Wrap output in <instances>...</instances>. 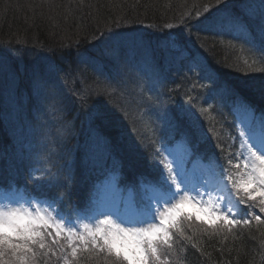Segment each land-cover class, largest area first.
<instances>
[{
    "label": "snow or ice",
    "instance_id": "1",
    "mask_svg": "<svg viewBox=\"0 0 264 264\" xmlns=\"http://www.w3.org/2000/svg\"><path fill=\"white\" fill-rule=\"evenodd\" d=\"M221 4L224 7H219ZM204 13L188 16V20H195L191 28L242 39L248 51L264 63V0L258 6L248 0H216V10L205 7ZM172 36L177 41L172 49L164 50V58H180L187 48L186 43H180V34L153 37L137 30L109 29L107 34L99 30V35L92 37L97 42L91 50L77 48L75 53L69 51L59 59L45 57L30 66L26 61L29 53L21 48L0 50V75L7 71L15 86L19 71L30 102L48 104L61 117L62 136L65 132L70 136L77 126L83 130L79 150L74 152L64 144L66 155L59 157L63 164L49 161L51 168L35 169L30 158H21L10 169L8 186L0 199V264H38L41 258L57 256L56 250L64 253V264L78 262V252L102 259L104 264H171L177 239L185 236L186 224L194 223L200 233L224 239L234 229L250 226L253 219L256 224H264V116L257 119L253 114L239 121L233 139L238 151L228 157L226 169L220 163L222 155L214 150L218 148L222 154L225 145L211 143L202 125H198L199 118L191 119L190 107L156 105L141 116H147L150 123L152 117L161 122L164 141L170 133H178L176 143L186 149L182 153L171 141L159 147L153 142L146 148L145 137L126 136L120 124L121 117L128 119L123 105L112 104L110 108L103 101L89 104L92 95L111 102L119 66L146 51L160 50V42ZM153 39L157 42L155 48ZM67 63L87 64L112 83L65 93L59 85ZM199 70L210 71L206 67ZM222 87L240 101L244 99L241 88L257 87L264 96V82L253 85L245 81ZM210 111V107L200 108L202 114ZM193 155L207 162V176L187 166L188 157ZM117 163L130 198L118 183L110 180L104 185L93 179L97 171L105 178H114ZM19 179L24 182L23 194L18 186L14 187ZM81 189L86 194L73 203L74 191ZM189 207L191 210L186 211ZM74 212L83 215L74 218Z\"/></svg>",
    "mask_w": 264,
    "mask_h": 264
},
{
    "label": "trees",
    "instance_id": "2",
    "mask_svg": "<svg viewBox=\"0 0 264 264\" xmlns=\"http://www.w3.org/2000/svg\"><path fill=\"white\" fill-rule=\"evenodd\" d=\"M163 1L138 0L139 3H144L140 7L136 3V0H0V50H7L9 48H21L23 50V46L25 45L45 44L52 50V58L59 59L60 52L65 49L73 53L76 52L77 48L81 51L91 50L92 45L97 41H94L92 38H86L82 35V32H84V29H87L88 32L92 29L98 35L99 30H103L102 27H104L98 24L100 19L108 24L109 28L106 30L115 27L124 28L125 23L131 21L132 23L139 24L137 26L139 33L151 34L153 37H162L160 34L167 32L170 28L166 26L171 24V28H176V33L182 37L188 33L191 38H195L204 46L209 53V59L212 61L211 64L215 66V71L221 77L235 80V76L232 74L234 72L232 68H235L249 74L248 82L253 85H259L261 82H264V63L260 62L255 54L248 51L241 39H230V37L225 35L217 34L204 36L199 34L196 29L190 27L191 24H195V20H188V16H195L198 11L207 14L204 13L205 7L210 11H215L216 0ZM250 1L254 2L256 0ZM257 1L260 3V0ZM55 2L63 11L69 14V21L61 16H55L59 12V10H54L56 6ZM145 5H150V7L158 10L153 13L149 9L147 10L148 14L143 10L140 11V8L142 9ZM219 7L222 8L224 5L221 4ZM45 10L46 15H50L54 19V33L57 34L59 31H64L62 36H59L64 41V46H60L55 42L46 44L29 30L36 24L34 23V19L43 16ZM74 17L76 22L79 23L78 26H74L72 22ZM182 17L184 18V22H181ZM25 22H27L28 27L25 26ZM67 32L70 35L64 39V35ZM155 41V39L152 40L154 48L156 47L153 44ZM93 54L95 55V53ZM151 54L152 51L148 54V57L144 55L137 56L136 58L142 59L139 64H135L133 58H129V60L119 66L118 80L116 84L112 85L116 87V93L111 102L105 97L98 95H92L89 99V104L103 101L110 108L112 104L123 105L128 112L127 121L129 124L128 129L123 127L125 135L145 137L143 143L146 148L153 142H157L155 144L157 147L161 143H168V141H171L175 145L177 140L173 139V137L176 138V135L173 133L171 134V138H168V141L162 140L156 131L154 135L153 130L148 126L147 122H149V118L147 116L141 118L143 113L149 112L147 108L149 93L156 80L163 79V84L167 86L165 83L166 73H163L156 63H152L155 59ZM42 59V55L36 54L32 56L33 61L31 63ZM27 65L29 66V64ZM64 66L66 72L61 73L59 86L65 87V93H68L72 89L80 91L82 89L108 87L112 83L87 64L67 63ZM22 80L25 83L23 78ZM4 81L5 76L0 75V83ZM182 88V85L178 87V89ZM248 92H243L247 96L246 99L253 103L252 106L256 113L264 116V100L255 93L249 90ZM189 93L186 98L187 103L190 97ZM26 95L29 96L28 91ZM202 98L204 99V97ZM199 103L201 107L211 108L210 113L203 114L204 127L208 135L214 139V145H225V154H230L226 155L228 158L232 155L231 138L233 137L235 128L234 117L229 113L216 111L217 108L209 103L202 101ZM22 106L23 109L28 110L27 115L22 116L18 113L6 118L8 123L7 128L11 133L23 137L28 133L31 139H34L40 146H56L60 154L64 155H66L67 151L64 147L65 143L67 144V148L74 152L80 149L83 137H81L79 126L75 135L69 136L67 134L66 137L69 138L64 139L54 131L42 130L48 127L51 122V119L45 113L44 119L36 120L39 123L37 127L32 125L27 128V122H34V119L29 109L30 106L25 100H22ZM112 110L116 115L121 116V113L115 108H112ZM198 118L200 119L201 117L198 116ZM121 120L126 121L122 117ZM151 125L155 128L152 118ZM39 134H45V141L39 138ZM2 143L0 139V144ZM201 147L203 149L204 145ZM214 150H217V148ZM223 157L224 155H222ZM28 158L30 157L24 159L28 160ZM49 160L50 158H47L40 162L30 158L29 162L34 165L35 169H39L41 166L48 169L51 168ZM19 163L11 165L8 161L0 160V181H2L0 188L6 189L8 186V179L3 177L2 169L4 168L9 171L11 166L14 168ZM117 169H119L118 163L116 165ZM102 175L103 173L99 172L98 176L95 174L93 179L100 180ZM23 183V180L19 179L17 185L14 187L18 186L19 190H22L24 188ZM31 187L32 185L29 182L28 188L31 189ZM81 194L79 192L75 195L78 199H81ZM262 219H264V216ZM185 232H191L194 241L181 245L179 258L183 264H264V224H256L254 219L250 226H241L234 229L227 239H224L222 236L209 237L204 235L198 231L197 225L194 223L186 224Z\"/></svg>",
    "mask_w": 264,
    "mask_h": 264
},
{
    "label": "bare ground",
    "instance_id": "3",
    "mask_svg": "<svg viewBox=\"0 0 264 264\" xmlns=\"http://www.w3.org/2000/svg\"><path fill=\"white\" fill-rule=\"evenodd\" d=\"M60 1V0H57ZM162 2H164L162 0ZM136 3L138 4V6L141 7L142 4L144 3H139L138 0H136ZM56 6L54 10H59V12L55 15L56 17H63L64 19H66L67 21H69V14L66 13L65 11L62 10V8L55 2ZM153 7H150V5H145L142 9L140 8V11H144L145 13H147V10H152L153 13L155 11H157L158 9H155ZM53 11V10H50ZM49 11V12H50ZM45 13H43V16H40L39 18L37 17L36 19H34V23H36L35 25H33L31 27V32L34 33L36 36H38L44 43L49 44L51 42H55L60 46H64V41L59 37L62 36V33L64 31H59L57 34L54 33V19L52 18V16L50 15H46V10L44 11ZM48 12V11H47ZM148 14V13H147ZM36 20V21H35ZM73 24L74 26H78L79 23L76 22L75 17L73 18ZM33 23V24H34ZM26 27H28L27 22L24 23ZM99 25H102L104 27L103 30H106L109 28L108 24L103 20H99ZM139 24L136 23H132L131 21H128L125 23L124 28H120V27H115L113 29H111L112 31H132V30H137V26ZM129 27H133L130 28ZM135 27V28H134ZM64 30V29H61ZM108 30L105 31V34H107ZM69 32L65 33L64 35V39L67 38L69 36ZM82 35H84L86 38L91 39L94 35H97V33L95 31H93L92 29L88 32L87 29H84V32H82ZM99 35V33H98ZM165 45H169L166 44V41L163 42ZM23 51H26L29 53V55L26 57V61L27 64L32 62L33 60L31 59L32 56L36 55V54H40L42 55L43 58L47 57V58H52V50L47 46V45H32V46H28L25 45L23 46ZM68 53V50H62L60 52V56L62 55H66ZM153 59V58H151ZM66 65V64H65ZM173 64L168 60L167 63L165 64V68L169 71L166 73V80L165 83L167 85V87H172L174 85V91L173 93L175 94L177 92L178 87L182 84V81L180 79V77L178 76L177 73L173 72ZM233 69V75L235 76V80L241 84L245 81H248L249 79V74H246L242 71H239L238 69L232 68ZM62 89L65 90L64 86H61ZM241 90L244 93H249V91L255 93L256 95H258L259 97H261L264 100V96L261 95L260 91L258 88L255 87H251V88H241ZM29 109H32L29 107ZM119 116V115H117ZM7 120L3 114L2 111H0V139L2 140V144H0V160L3 161H8L12 164H16L20 162V157H24L27 156L28 154H30L31 152V143L29 141L30 134H26L25 137L23 136H18L14 133H11L8 128H7ZM120 124L123 125V127L127 128L129 127L128 121H122L120 120ZM148 126L150 127L151 130H153V127L151 125L150 122H147ZM32 125H34L35 127H37L39 125L38 121H28L27 122V128L31 127ZM131 137H135V136H131ZM12 169V166H11ZM10 171V170H9ZM9 171H7L6 169H2V175L3 177H5L6 179L9 178ZM18 182V180H17Z\"/></svg>",
    "mask_w": 264,
    "mask_h": 264
},
{
    "label": "rangeland",
    "instance_id": "4",
    "mask_svg": "<svg viewBox=\"0 0 264 264\" xmlns=\"http://www.w3.org/2000/svg\"><path fill=\"white\" fill-rule=\"evenodd\" d=\"M242 170H243V169H242ZM205 172L207 173L206 169H205ZM205 175L207 176V174H205ZM209 179H210V177H209ZM185 210H186V211H190L191 209H190V207H189V208H186ZM179 238H180V237H178V239H179ZM63 255H64V254L61 255V259H63ZM69 259H71L70 255H69ZM171 260H172V258H171ZM62 264H64V261L62 262Z\"/></svg>",
    "mask_w": 264,
    "mask_h": 264
}]
</instances>
